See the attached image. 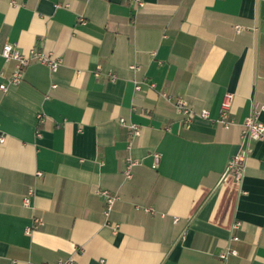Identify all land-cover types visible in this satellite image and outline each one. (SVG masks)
<instances>
[{
	"label": "crops",
	"instance_id": "obj_1",
	"mask_svg": "<svg viewBox=\"0 0 264 264\" xmlns=\"http://www.w3.org/2000/svg\"><path fill=\"white\" fill-rule=\"evenodd\" d=\"M141 2L0 0V45L62 59L0 89V264H264V139L242 181L228 171L264 103V0ZM15 65L0 54V82ZM164 94L209 117L184 122ZM121 118L141 128L130 150ZM103 190L119 195L108 217ZM235 222L239 253L223 263Z\"/></svg>",
	"mask_w": 264,
	"mask_h": 264
},
{
	"label": "built area",
	"instance_id": "obj_2",
	"mask_svg": "<svg viewBox=\"0 0 264 264\" xmlns=\"http://www.w3.org/2000/svg\"><path fill=\"white\" fill-rule=\"evenodd\" d=\"M137 2V4L141 5V0H134ZM13 4L15 2L13 1ZM238 31H242L243 27L237 26L236 27ZM0 54L3 56V58L8 62L11 60H14L16 62L15 69L8 81V84L4 82H0V89L2 91H6L10 85H16L19 82L22 81L23 75H24V68L26 65H28L30 62H39L43 65H46L52 73H56L59 70V67L62 64V59L59 57H55L51 53H47L43 50H40L38 48H32L28 53H22L19 51L15 45L10 43H4L0 45ZM131 68L133 70H138L139 68L136 65H131ZM94 74L96 77H100L102 74V66L98 64L94 70ZM4 76L3 72L0 73V78ZM107 77L110 80H114L117 78V74L113 70H109L107 72ZM56 85L53 84L52 87H55ZM141 82L135 81V89L140 90L141 89ZM164 96L167 97L171 102L174 103L177 112L182 116V120L184 122H189L193 117L200 116L203 118H208L209 113L207 110H202L200 112L195 111L188 103V101L183 97H170L166 94ZM233 101V94L227 93L223 99L222 102V108L221 113L218 121L226 128H229L231 125L234 124V120L230 117V109L232 106ZM261 111H264V103L259 106L255 107L253 113L246 117L244 123H243V129H242V138L244 140V145L242 149L236 153L229 161L228 164V171L232 174L234 179L237 182L242 181L243 177L245 176L246 167H247V160L250 156V154L253 151L252 148V142L257 140H263L264 139V122H262L259 119V113ZM121 123L125 125L129 130L130 135V141L128 144V149L130 150L132 148V144L134 139L140 135L141 128L139 125L135 123H127L124 118L120 119ZM4 137L2 136L0 138L1 142H4ZM160 155L155 154V163L157 164L159 162ZM139 163L137 159L129 155L126 159V165L124 168V176L126 180H129L133 176V168ZM41 174V173H39ZM105 197V208H104V214L106 217L110 215V212L113 208L114 203L119 199V195L110 193L109 191L103 190L100 192ZM33 194V190L30 189L28 192V195L24 197V204L28 206L30 204V197ZM148 212H154L151 208L145 209ZM177 220V219H176ZM42 224V220L38 217H34V223L32 228H37ZM240 223L235 222L232 225L233 234L231 235L229 239V243L224 251H222L219 254L220 259L223 261V263H226L228 258L231 255H238L239 251L234 246L235 242L240 241L239 235L236 233L237 229L239 228ZM35 264V263H30ZM41 264H48V263H41ZM58 264H77L73 258H67L60 260Z\"/></svg>",
	"mask_w": 264,
	"mask_h": 264
}]
</instances>
